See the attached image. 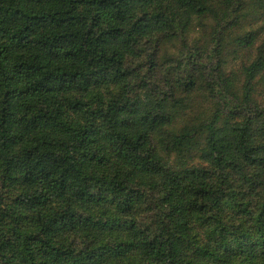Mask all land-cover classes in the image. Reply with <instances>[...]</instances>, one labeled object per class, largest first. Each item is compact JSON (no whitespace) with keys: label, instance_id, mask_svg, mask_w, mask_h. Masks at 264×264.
<instances>
[{"label":"trees","instance_id":"trees-1","mask_svg":"<svg viewBox=\"0 0 264 264\" xmlns=\"http://www.w3.org/2000/svg\"><path fill=\"white\" fill-rule=\"evenodd\" d=\"M0 264H264V0H0Z\"/></svg>","mask_w":264,"mask_h":264}]
</instances>
